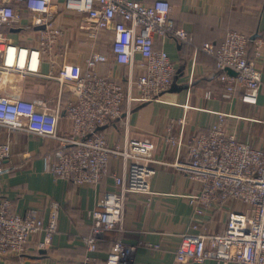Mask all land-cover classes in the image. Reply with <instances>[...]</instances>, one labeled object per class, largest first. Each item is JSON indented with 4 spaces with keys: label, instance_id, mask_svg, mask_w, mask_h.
<instances>
[{
    "label": "built area",
    "instance_id": "obj_1",
    "mask_svg": "<svg viewBox=\"0 0 264 264\" xmlns=\"http://www.w3.org/2000/svg\"><path fill=\"white\" fill-rule=\"evenodd\" d=\"M16 4L29 12V24L41 27L40 50L46 51L61 33L54 28L52 18L60 5L54 0H0V71L32 75L35 67L23 61L19 47L5 30L19 23ZM64 8L87 14V28L93 38L101 31L111 33L112 59L128 68L124 81L100 74L97 66L108 62L106 54L92 51L85 59L82 73L68 84L71 99L55 108L45 110L40 98L26 100L9 98L0 93V127L15 133H29L53 140L56 148L44 158V170L73 185H97L111 176L116 191H106L91 211L89 232L82 236L88 252H95L106 232L115 238L105 264H134L135 246L123 240L125 205L128 196H149L154 193L150 178L155 168L149 161H141L127 146L109 147L105 128L125 117L127 136L130 107L133 99L139 102L157 100L170 89L176 74L175 64L164 49L155 43L173 38L180 44L192 45L193 50L215 61L216 79L222 84L221 96L226 100L239 97L249 105H257L264 98V80L253 60L246 58L249 43L255 56L264 49V31L248 36L230 31L220 44L193 45L183 28H177L170 17L172 6L167 0L145 3L139 0H64ZM62 56L66 59L67 50ZM134 69L139 73L134 74ZM34 71V72H33ZM230 71L233 73H230ZM62 80V77H60ZM209 99L210 91L205 92ZM61 112L71 121L68 133H59ZM229 114L219 112L214 124L193 136L186 147V159L170 164L195 184L188 195L191 206L201 220L192 224L195 232L182 235L176 250V263H203L217 260L224 264H264V148L242 141L237 128H228ZM264 124V120L261 121ZM127 137H126V139ZM166 140L181 147V138L172 135L168 126ZM8 142H0V172L10 156ZM113 155L123 159L124 174H110ZM234 205L227 207L226 204ZM240 206V208H236ZM227 208V209H226ZM227 210L221 232H210L205 214L211 210ZM60 205L49 203V220L44 222L40 211L31 209L24 215L16 213L11 201L0 197V259L26 254L31 236L45 233L49 244L58 231Z\"/></svg>",
    "mask_w": 264,
    "mask_h": 264
},
{
    "label": "crops",
    "instance_id": "obj_2",
    "mask_svg": "<svg viewBox=\"0 0 264 264\" xmlns=\"http://www.w3.org/2000/svg\"><path fill=\"white\" fill-rule=\"evenodd\" d=\"M151 3L154 0H139ZM172 6L170 17L188 33H193L198 43L218 41L232 28L264 31V0H167ZM60 5L52 21L53 27L61 33L54 44L40 50L38 27L29 24L30 12L16 4L20 22L6 33L19 47L21 59L35 67V74L21 76L0 71V93L9 98L45 101V110L66 104L72 97L68 84L82 73L85 59L92 51L106 54L108 62L99 64L97 71L115 80L124 81L128 68L112 59L111 33H98L96 38L89 35L87 14L64 8V0H54ZM175 64L176 74L173 86L157 100L139 102L133 99L129 115V128L125 134V117L113 121L105 128L110 148L122 149L127 146L138 160L147 161L155 168L150 178L153 195L128 196L125 205V232L123 240L136 247L132 255L134 264H177L176 250L182 235L195 232L192 224L201 220L190 205L188 195L195 184L176 170L170 163L186 159V147L191 138L206 132L216 121L217 113L229 114L228 128H237L240 140L264 148V98L257 105L222 98L217 92L222 84L212 78L217 70L213 59L202 52H196L173 38L157 42ZM67 50L66 59L62 56ZM250 60L260 71L264 80V49L256 57L254 48ZM139 70L134 69V74ZM62 77V80H60ZM212 93L211 98L205 92ZM68 100V101H67ZM66 102V103H63ZM172 135L181 138V147L171 146L166 140L167 128ZM71 121L64 112L59 117V133H68ZM127 137L128 141L125 140ZM0 142L10 144L11 153L3 162L0 172V197L8 198L13 210L24 215L37 209L45 223L49 220V203L60 205L58 231L49 244L45 233L29 239L26 254L22 258L0 259V264H105L115 236L104 235L102 244L95 252H88L82 236L89 232L90 213L106 191H116L109 175L99 184L76 186L54 177L44 170V158L56 148L53 140L29 133H15L0 127ZM123 159L113 155L109 163L110 174H124ZM234 207V205L226 204ZM236 208H240L237 206ZM227 209V208H226ZM227 210H209L205 223L209 231L221 232L226 224ZM112 233V232H111ZM116 235V234H115ZM191 264V263H180ZM192 264H224L207 260Z\"/></svg>",
    "mask_w": 264,
    "mask_h": 264
},
{
    "label": "trees",
    "instance_id": "obj_3",
    "mask_svg": "<svg viewBox=\"0 0 264 264\" xmlns=\"http://www.w3.org/2000/svg\"><path fill=\"white\" fill-rule=\"evenodd\" d=\"M173 23H174V25L178 28L179 26L173 21ZM9 29H7V30H5L6 32L8 31ZM231 31H239V32H243V33H245L246 35H248V36H253V35H255V32L254 31H247V30H240V29H238V28H232V30ZM230 32V30L228 31V32H226L225 34H224V36L221 38V39H219L218 41H209V42H202V43H198L197 41H196V39H195V36H194V34L193 33H188V35L192 38V42H193V45H197V46H201L202 44H204V43H214V44H220L223 40H224V38L226 37V35L228 34ZM158 42V41H157ZM157 42L155 43V46H156V48H158L157 47ZM185 45H187V44H185ZM187 48H189L190 50H191V48H193L192 47V45H187ZM253 48H254V46H253V43L252 42H250L249 43V47H248V52H247V56H246V58L248 59V60H250L251 59V56H252V51H253ZM208 56V55H207ZM210 57V56H209ZM213 62H214V66H215V61L213 60ZM217 75V74H216ZM216 79V76H214L213 78H212V81L213 80H215ZM219 87H218V90L219 91H217V92H220L221 93V90H222V86L221 85H218ZM68 101V100H67ZM63 103H66V102H63ZM110 235V234H113L114 236H115V233L114 232H106L104 235ZM104 240V239H103ZM103 240H101L100 242H99V244H98V247H97V249L98 248H100V245L102 244V241ZM23 256H21V257H18V258H22Z\"/></svg>",
    "mask_w": 264,
    "mask_h": 264
},
{
    "label": "water",
    "instance_id": "obj_4",
    "mask_svg": "<svg viewBox=\"0 0 264 264\" xmlns=\"http://www.w3.org/2000/svg\"><path fill=\"white\" fill-rule=\"evenodd\" d=\"M38 28H39V29H41V28L43 29V26H41V27H38ZM230 73H232V72L230 71ZM232 74H233V73H232Z\"/></svg>",
    "mask_w": 264,
    "mask_h": 264
}]
</instances>
